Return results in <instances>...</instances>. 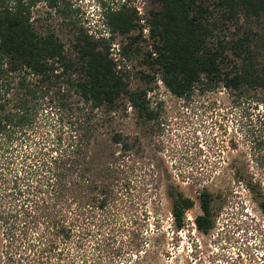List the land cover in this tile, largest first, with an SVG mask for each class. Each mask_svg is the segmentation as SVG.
<instances>
[{
    "label": "trees",
    "instance_id": "16d2710c",
    "mask_svg": "<svg viewBox=\"0 0 264 264\" xmlns=\"http://www.w3.org/2000/svg\"><path fill=\"white\" fill-rule=\"evenodd\" d=\"M151 1L144 64L172 96L186 99L219 88L264 93V0ZM36 2L0 0V221L11 241L34 250L31 259L37 264L72 257L100 264L94 252L104 251L101 228L89 229L96 213L86 207L103 213L115 200L111 182L118 174L112 164L119 153L113 149L127 152L131 145L111 131L106 155L90 158L97 133L94 113L110 115L126 100L145 121L157 114L146 89L129 86L109 39L79 31L66 45L53 32L38 33L29 13ZM48 3L55 7L57 0ZM106 20L112 35L129 40L119 45V55L129 58L137 40L132 33L142 31L135 7L121 4ZM73 96L77 100L70 103ZM45 107L57 108L60 121L68 112L69 134L46 132L37 138L38 115ZM89 159L97 163L94 170L87 166ZM245 188L264 212L260 184L248 181ZM167 194L179 231L194 203L178 191ZM213 201L211 193H200L201 214L194 225L203 234L214 228ZM72 243L77 253L66 256L63 247Z\"/></svg>",
    "mask_w": 264,
    "mask_h": 264
},
{
    "label": "rangeland",
    "instance_id": "374dc122",
    "mask_svg": "<svg viewBox=\"0 0 264 264\" xmlns=\"http://www.w3.org/2000/svg\"><path fill=\"white\" fill-rule=\"evenodd\" d=\"M56 4L50 7L48 0H37L30 7L36 31L53 32L66 45L79 31L109 39L112 57L128 73L129 86L146 89L157 114L153 121H145L126 100L110 115L102 110L94 113L97 133L91 141L90 158L96 153L106 155L111 131L128 138L131 145L127 152L121 147L113 149L119 153L112 164L118 174L117 182H111L115 200L103 213L86 207L96 213L89 229L101 228L98 238L104 251L94 252L98 263L264 264V212L245 188L246 182L254 181L264 192V93L219 88L186 99L172 96L144 64L150 50L146 19L153 7L151 0H57ZM121 4L135 7L142 27L140 34L138 30L132 33L137 40L129 58L119 55V45L129 40L112 35L106 20ZM76 100L73 96L70 103ZM51 105L56 107L52 100ZM57 112L50 107L40 112L37 138L46 132L70 133L67 122L73 119L65 116L66 111L60 121ZM89 165L91 170L97 168L91 159ZM172 190L194 203L179 231L167 194ZM203 191L214 196V228L207 234L194 225V218L201 214ZM107 236L112 240L106 241ZM63 249L66 256L77 253L73 243ZM33 252L24 243L11 241L0 221V264H37L31 259ZM50 261L42 263L90 264L73 257Z\"/></svg>",
    "mask_w": 264,
    "mask_h": 264
}]
</instances>
